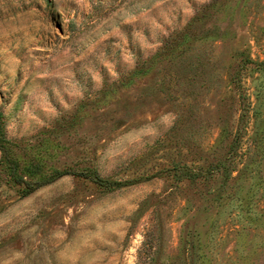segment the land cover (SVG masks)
<instances>
[{
	"label": "rangeland",
	"instance_id": "obj_1",
	"mask_svg": "<svg viewBox=\"0 0 264 264\" xmlns=\"http://www.w3.org/2000/svg\"><path fill=\"white\" fill-rule=\"evenodd\" d=\"M0 118V264H264V0H0Z\"/></svg>",
	"mask_w": 264,
	"mask_h": 264
},
{
	"label": "trees",
	"instance_id": "obj_2",
	"mask_svg": "<svg viewBox=\"0 0 264 264\" xmlns=\"http://www.w3.org/2000/svg\"><path fill=\"white\" fill-rule=\"evenodd\" d=\"M12 145H13L12 142L5 135L4 127L0 118V152L2 154L3 161L6 164L7 168L11 171L13 175H15L17 170V162L13 159ZM63 175H65L64 172H55L52 178L44 179L41 182H39L37 185L42 186L51 183Z\"/></svg>",
	"mask_w": 264,
	"mask_h": 264
}]
</instances>
